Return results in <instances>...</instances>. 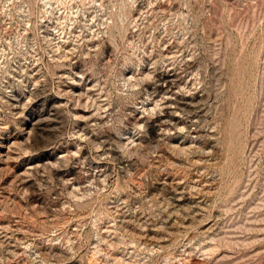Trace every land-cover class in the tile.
I'll return each mask as SVG.
<instances>
[{
  "label": "rangeland",
  "instance_id": "374dc122",
  "mask_svg": "<svg viewBox=\"0 0 264 264\" xmlns=\"http://www.w3.org/2000/svg\"><path fill=\"white\" fill-rule=\"evenodd\" d=\"M0 264H264V0H0Z\"/></svg>",
  "mask_w": 264,
  "mask_h": 264
}]
</instances>
